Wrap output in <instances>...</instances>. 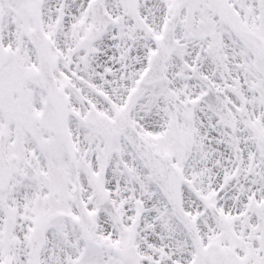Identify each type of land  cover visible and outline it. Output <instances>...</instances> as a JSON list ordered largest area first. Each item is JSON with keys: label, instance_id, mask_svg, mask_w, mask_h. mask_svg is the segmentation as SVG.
Returning <instances> with one entry per match:
<instances>
[{"label": "snow or ice", "instance_id": "snow-or-ice-1", "mask_svg": "<svg viewBox=\"0 0 264 264\" xmlns=\"http://www.w3.org/2000/svg\"><path fill=\"white\" fill-rule=\"evenodd\" d=\"M0 264H264V0H0Z\"/></svg>", "mask_w": 264, "mask_h": 264}]
</instances>
